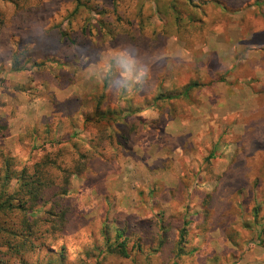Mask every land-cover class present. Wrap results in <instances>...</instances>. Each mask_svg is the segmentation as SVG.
Here are the masks:
<instances>
[{"label":"rangeland","instance_id":"obj_1","mask_svg":"<svg viewBox=\"0 0 264 264\" xmlns=\"http://www.w3.org/2000/svg\"><path fill=\"white\" fill-rule=\"evenodd\" d=\"M84 1L95 10L80 17L75 0H25L28 13L0 0V117L9 126L0 150L32 165L51 149L48 139L89 146L101 124L116 127L110 119L145 123L131 152L96 161L86 179L74 180L76 214L60 242L68 262L96 264L87 253L103 245L107 225L112 236L124 229L130 248L140 238L156 249L152 237H170L160 252L107 264H173L177 243L186 251L179 264H264V0H176L179 23L168 10L172 0ZM102 12L106 21L121 15L140 44L115 45L94 25L83 31L84 19L96 25ZM69 31L77 46L64 39ZM238 58L236 77L251 81L231 87L220 79ZM36 61L46 63L40 73L31 68ZM13 62L28 70L14 71ZM192 79L204 86L189 100L172 110L153 105L159 93H180ZM98 108L116 115L94 124ZM208 114L212 120H202ZM48 119L49 138L40 136Z\"/></svg>","mask_w":264,"mask_h":264},{"label":"trees","instance_id":"obj_2","mask_svg":"<svg viewBox=\"0 0 264 264\" xmlns=\"http://www.w3.org/2000/svg\"><path fill=\"white\" fill-rule=\"evenodd\" d=\"M1 1L12 4L17 12L28 13L30 10L27 8L29 4L22 5L25 0ZM150 1L159 2V0ZM189 1L191 2V0ZM75 2L76 7L73 16L81 17L84 10H89V12L95 10L91 5L89 7V3L84 0H75ZM113 4L117 6L115 2ZM168 10L176 13L175 20L178 23L182 21L179 17L176 0L170 2ZM103 14L102 12L101 15ZM105 18L106 16L103 15L96 21V25L88 19H84L83 31L92 32L91 29L96 26L101 28L104 35L115 45L122 42L128 45L140 44L138 32L133 30L134 26L129 27L128 24V27L125 26L124 21L121 22L122 16L117 12L107 17V21ZM190 20L195 22L192 18ZM4 26L5 19L0 13V33ZM176 27L180 28L179 25ZM70 34V31L62 32L67 42L77 46L76 39H73ZM158 41L159 39H155V42ZM45 67V62L36 61L31 65V68H36L38 73L42 72ZM12 68L14 71L28 70L27 65H22L20 62H13ZM226 74L227 71L224 76ZM224 76L221 77L220 81L225 80ZM31 81L33 83L34 79ZM203 86L201 81L196 79L180 93L172 94L171 92L174 91L161 92L153 105L163 102L172 110L175 101L189 100L193 91ZM46 87L48 94L45 96L57 111L59 104L54 100L50 87ZM100 105L101 103L98 102L97 107ZM96 114L97 117L94 120L90 118V120L99 125L107 120L111 114L116 115L114 112L100 111V108ZM129 116L126 115L121 119H110L116 124L115 128H112L108 123L101 124L92 136L89 146L73 140V137H67L60 141L48 139L51 149L45 150L40 159L32 165H23L4 148L0 150V264H33L30 258L45 252L46 257L43 261H37V264H91L82 257L75 262H68L67 248L64 244L60 245L64 234L72 223L74 214H76V201L71 196L74 180L86 179L93 172L94 162L105 161L110 163L133 150L134 140L143 131L145 123L143 119L138 117L131 122L123 123V120ZM171 116L174 117L173 114ZM49 119L46 121L47 124L45 123V129L40 133V136L49 138L53 134ZM38 131L37 129L34 132L37 134ZM8 132L7 121L0 117V134L5 136ZM74 135L76 136V134ZM43 148L46 149L45 145ZM47 207L49 210L46 214L39 216L38 213ZM184 233L185 229L181 230V240H184ZM100 234L103 245H94L91 253H87L89 259L94 258L96 260V264H107L110 259L114 258L131 259L133 254H142L145 250L160 252V250H164L170 239L167 236L168 232L152 237L150 242L156 243V249L154 247L145 249L141 239L137 238L138 242L130 248L132 239L130 241L124 229L115 228L114 236H112V230L104 225ZM179 244L177 243V246L171 250L173 264H179V260L183 255H186L185 249ZM96 253L99 254L96 255Z\"/></svg>","mask_w":264,"mask_h":264},{"label":"crops","instance_id":"obj_3","mask_svg":"<svg viewBox=\"0 0 264 264\" xmlns=\"http://www.w3.org/2000/svg\"><path fill=\"white\" fill-rule=\"evenodd\" d=\"M238 63H241V61H240V59L238 58L237 59V63L235 62V63H233L231 66H229L231 69L230 70H228V69H226V70H228V72H227V74H226V76H225V83L224 84H228V85H230L231 87H232V85L231 84H235L237 81H238V77H236V73H237V71H238V67H237V65L236 64H238ZM242 64V63H241ZM228 67V68H229ZM255 70H256V68H255ZM256 72H257V70H256ZM251 81V79H248V80H245V79H242V80H240L239 79V83L240 84H242V82L244 83V85H246L247 83H249ZM243 86V85H242ZM235 89H237V88H235ZM205 99V98H204ZM216 118H218L217 120H214V121H216V123H218V120H220V117L219 116H217ZM215 118V119H216ZM177 119H182V118H177ZM212 120V118L209 116V114H208V116L207 117H205L204 116V118L202 119V120H204V121H209V120ZM186 121V123H188L187 122V120H185ZM185 124V123H184ZM186 125V124H185Z\"/></svg>","mask_w":264,"mask_h":264}]
</instances>
